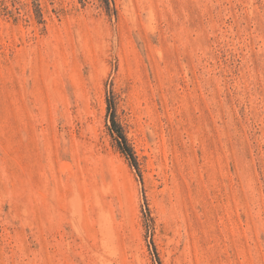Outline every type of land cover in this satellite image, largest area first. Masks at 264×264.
I'll return each mask as SVG.
<instances>
[{
    "label": "rangeland",
    "instance_id": "374dc122",
    "mask_svg": "<svg viewBox=\"0 0 264 264\" xmlns=\"http://www.w3.org/2000/svg\"><path fill=\"white\" fill-rule=\"evenodd\" d=\"M0 264H264V0H0Z\"/></svg>",
    "mask_w": 264,
    "mask_h": 264
},
{
    "label": "trees",
    "instance_id": "16d2710c",
    "mask_svg": "<svg viewBox=\"0 0 264 264\" xmlns=\"http://www.w3.org/2000/svg\"><path fill=\"white\" fill-rule=\"evenodd\" d=\"M109 110V108H108ZM111 127L109 129L111 135L114 137L118 150L131 162L132 166H136L134 155L131 149L128 147L126 140L121 133L120 129L115 124L114 119H111Z\"/></svg>",
    "mask_w": 264,
    "mask_h": 264
}]
</instances>
